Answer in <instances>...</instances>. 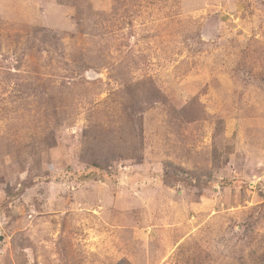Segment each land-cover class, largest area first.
Returning <instances> with one entry per match:
<instances>
[{
	"label": "rangeland",
	"instance_id": "obj_1",
	"mask_svg": "<svg viewBox=\"0 0 264 264\" xmlns=\"http://www.w3.org/2000/svg\"><path fill=\"white\" fill-rule=\"evenodd\" d=\"M0 264H264V0H0Z\"/></svg>",
	"mask_w": 264,
	"mask_h": 264
}]
</instances>
